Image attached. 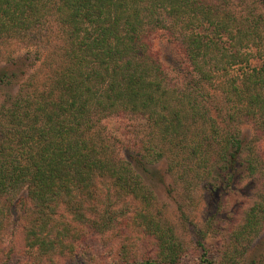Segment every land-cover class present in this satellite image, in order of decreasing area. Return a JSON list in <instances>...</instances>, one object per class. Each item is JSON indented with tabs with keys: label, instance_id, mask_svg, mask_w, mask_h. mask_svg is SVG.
Returning <instances> with one entry per match:
<instances>
[{
	"label": "trees",
	"instance_id": "1",
	"mask_svg": "<svg viewBox=\"0 0 264 264\" xmlns=\"http://www.w3.org/2000/svg\"><path fill=\"white\" fill-rule=\"evenodd\" d=\"M160 10L177 24L189 20L181 26L180 42L192 66L185 76L188 88L169 83L155 50L151 32ZM49 16H56L60 31L49 41L57 39V47L47 81L24 86L0 113V210L6 201L26 202L24 246L51 255L63 253L64 244L75 246L68 236L75 232L61 224L62 216L100 211L93 203L100 194L109 198L100 193L106 182L114 180L125 190L139 178L134 162L122 157L105 133L103 122L114 116L146 118L153 140L161 143L149 152L151 161L168 160L192 186L205 172L220 188L232 185L239 167L241 175L257 174L258 160L247 152L252 153L250 138L238 128L253 120L264 135V64H249L253 48L264 53V29L253 16L205 0H0V50L8 42L37 39ZM224 35L230 40L220 44ZM238 65L239 73H233ZM8 77L3 73L0 82ZM206 84L230 101L223 122L199 98ZM131 151L126 152L140 153ZM138 162L146 164L141 157ZM259 201L231 235L236 242L259 233L264 220ZM232 252L240 250L235 245ZM202 261L215 264L205 254ZM176 262L169 258L166 264Z\"/></svg>",
	"mask_w": 264,
	"mask_h": 264
},
{
	"label": "rangeland",
	"instance_id": "2",
	"mask_svg": "<svg viewBox=\"0 0 264 264\" xmlns=\"http://www.w3.org/2000/svg\"><path fill=\"white\" fill-rule=\"evenodd\" d=\"M205 1L228 6L238 15L253 16L264 29L262 0ZM256 15H262L261 19ZM56 19V16L47 17L38 30L37 39L26 43L8 42L1 47L0 75L8 73L10 77L0 82V113L3 104L7 105L11 96L14 98L24 86L47 81L49 64L56 62L52 52L57 47V39L49 42L59 37L60 25ZM155 20L151 38L164 61L169 83L188 88L185 76L192 66L180 42L185 39L181 26L189 20L177 24L161 10ZM208 26V23L202 25L207 35L210 34ZM217 40L225 44L230 39L224 35ZM249 64L256 68L263 66L262 50L252 49ZM240 66H235L232 72H238ZM205 86L199 98L210 114L223 122L230 101L218 87ZM228 125L231 132L235 130L234 123ZM103 127L118 153L134 162L139 178L130 182L132 186L126 188L128 191L114 180L106 182V188L100 193L108 192L109 198L104 199L100 194L101 199H94L93 203L100 211L84 210L77 216H62V223L58 222L72 226L75 234L68 236L75 241V246L64 244L63 253L52 255L38 253L29 244L24 246L23 226L28 223L26 202L6 201V208L0 210V264H141L145 260L166 264L169 258L175 259L176 264H203L204 254L215 264H231L233 255L236 264H264V220L259 233L247 240L236 242L231 237L256 200L264 205V135L255 121L238 124V128L250 138L252 153L247 152L258 160L259 170L251 177L241 175L239 167L232 185L225 188L218 187V181L207 177V172L199 185L192 186L182 178L183 170L173 171L168 160L152 162L149 152L157 151L161 143L153 140L146 118L128 113L105 120ZM127 149L140 153L129 155ZM140 157L145 165L138 162ZM25 196L26 190L22 193V197ZM235 245L240 252H232ZM174 246L175 251H170Z\"/></svg>",
	"mask_w": 264,
	"mask_h": 264
}]
</instances>
